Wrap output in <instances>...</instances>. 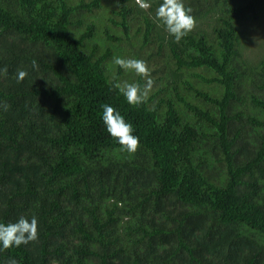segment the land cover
<instances>
[{"label":"trees","instance_id":"trees-1","mask_svg":"<svg viewBox=\"0 0 264 264\" xmlns=\"http://www.w3.org/2000/svg\"><path fill=\"white\" fill-rule=\"evenodd\" d=\"M159 2L0 0V222L38 220L0 264H264V0H185L179 42ZM116 57L146 61V103L110 90L138 79Z\"/></svg>","mask_w":264,"mask_h":264},{"label":"clouds","instance_id":"clouds-1","mask_svg":"<svg viewBox=\"0 0 264 264\" xmlns=\"http://www.w3.org/2000/svg\"><path fill=\"white\" fill-rule=\"evenodd\" d=\"M118 2V0H115ZM140 8L151 7V0H137ZM154 21L162 26L174 42H179L195 26L196 19L192 15V8L186 6L185 0H160L155 8ZM114 64L124 72L133 73L138 79L131 82L120 80L114 74L110 81V90L115 89L128 105L140 106L148 101L153 91L154 80L146 61L138 58L116 57ZM33 69L36 62H32ZM6 68H0V73L6 72ZM28 75L26 70H18L17 82ZM142 81V82H141ZM9 105L0 101V108L7 111ZM101 121L107 134L120 146V150L127 153H135L139 144V137L134 134L133 125L127 121L118 108L111 104L101 105ZM38 220L36 216H20L14 222H0V251L9 248H17L27 245L38 238ZM6 264H19L14 257H9Z\"/></svg>","mask_w":264,"mask_h":264}]
</instances>
